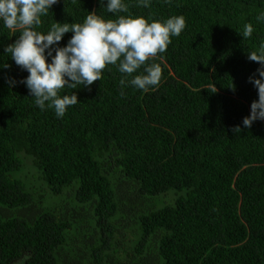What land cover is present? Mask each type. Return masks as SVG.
Instances as JSON below:
<instances>
[{
	"label": "trees",
	"instance_id": "1",
	"mask_svg": "<svg viewBox=\"0 0 264 264\" xmlns=\"http://www.w3.org/2000/svg\"><path fill=\"white\" fill-rule=\"evenodd\" d=\"M125 2L145 18L185 17L149 61L158 87L122 94L109 65L61 91L80 101L63 118L35 105L4 53L19 32L0 23V264H264V121L242 124L258 99L247 57L264 44V0ZM93 10L115 18L99 0H58L40 30Z\"/></svg>",
	"mask_w": 264,
	"mask_h": 264
},
{
	"label": "clouds",
	"instance_id": "2",
	"mask_svg": "<svg viewBox=\"0 0 264 264\" xmlns=\"http://www.w3.org/2000/svg\"><path fill=\"white\" fill-rule=\"evenodd\" d=\"M160 2L171 5L173 0ZM57 3L58 0H0V23L5 29L19 32L18 37L4 47V53L28 73L22 83L39 109H53L57 118H63L68 108L80 101L74 92L61 95V91L76 89L77 85L90 87L102 79L109 65H114L122 74L119 81L122 94L127 86L143 91L158 87L161 66L149 61L167 51L172 37L181 35L186 27L183 15L163 20L145 18L132 14L125 0H99L114 19H106L93 10L82 22L54 21L46 31H41L42 18L48 16ZM135 6L151 8L152 0H135ZM255 20L264 23V11ZM69 32L72 35L66 45L58 46ZM253 32L252 23H246L238 33L248 39ZM247 58L257 62L259 67L258 75L249 77L258 99L251 102L249 114L242 119L245 128L255 121H264V44L258 52H248ZM9 83L14 85L15 81ZM232 131L240 133L241 127L236 126Z\"/></svg>",
	"mask_w": 264,
	"mask_h": 264
},
{
	"label": "flooded vegetation",
	"instance_id": "3",
	"mask_svg": "<svg viewBox=\"0 0 264 264\" xmlns=\"http://www.w3.org/2000/svg\"><path fill=\"white\" fill-rule=\"evenodd\" d=\"M24 263H25V259L21 258L19 260L12 261L9 264H24Z\"/></svg>",
	"mask_w": 264,
	"mask_h": 264
}]
</instances>
